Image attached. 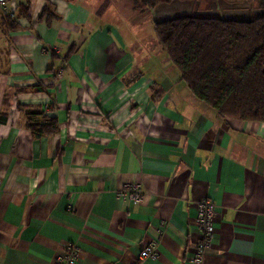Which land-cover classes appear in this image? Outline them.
Masks as SVG:
<instances>
[{"label": "crops", "instance_id": "obj_1", "mask_svg": "<svg viewBox=\"0 0 264 264\" xmlns=\"http://www.w3.org/2000/svg\"><path fill=\"white\" fill-rule=\"evenodd\" d=\"M95 2L9 0L28 18L0 19V264H58L68 243L75 264H192L204 199V264H264V122L220 117L156 37L132 40ZM21 105L57 131L36 136Z\"/></svg>", "mask_w": 264, "mask_h": 264}, {"label": "trees", "instance_id": "obj_2", "mask_svg": "<svg viewBox=\"0 0 264 264\" xmlns=\"http://www.w3.org/2000/svg\"><path fill=\"white\" fill-rule=\"evenodd\" d=\"M172 0H135V6L152 12L159 4ZM189 5L196 0H174ZM203 9L218 0H198ZM227 3L244 0H223ZM253 7L264 8V0H246ZM191 3V5H192ZM194 4V3H193ZM109 4L100 6L102 15ZM201 7V8H202ZM49 7L42 9V14ZM27 3H19L15 17H0L8 30L18 28L17 17L28 18ZM49 12V11H48ZM42 16V15H41ZM48 14V19L51 18ZM154 32L168 58L180 72L190 92L216 111L220 117L264 122V12L250 21L226 20L216 15H196L154 23ZM55 53H52V57ZM49 86H33L43 90ZM26 117V127L36 136L58 129V121L40 109L19 106ZM41 119L37 120L36 117Z\"/></svg>", "mask_w": 264, "mask_h": 264}, {"label": "built area", "instance_id": "obj_3", "mask_svg": "<svg viewBox=\"0 0 264 264\" xmlns=\"http://www.w3.org/2000/svg\"><path fill=\"white\" fill-rule=\"evenodd\" d=\"M9 0H0V12L8 17H15L16 10L8 6ZM123 191L128 192L129 199L138 201L141 198V191L137 185H126ZM195 223L201 231V238L197 242L196 254L192 257V264H204L205 249L209 245L213 234L212 218L214 215V203L209 199L198 201L196 204ZM77 248L72 243L67 244L66 252L58 259V264H75ZM155 248L152 244L142 246L139 260L155 255Z\"/></svg>", "mask_w": 264, "mask_h": 264}, {"label": "water", "instance_id": "obj_4", "mask_svg": "<svg viewBox=\"0 0 264 264\" xmlns=\"http://www.w3.org/2000/svg\"><path fill=\"white\" fill-rule=\"evenodd\" d=\"M191 3L190 1L189 5L187 4L184 7L182 2L172 0L169 3L157 5L152 11L154 23L196 15H216L226 20L250 21L253 14L264 12V8L253 7L246 0L235 3L218 0L213 2L212 7L209 9H199L198 0L193 2L192 5ZM187 6H190V8L187 9Z\"/></svg>", "mask_w": 264, "mask_h": 264}, {"label": "rangeland", "instance_id": "obj_5", "mask_svg": "<svg viewBox=\"0 0 264 264\" xmlns=\"http://www.w3.org/2000/svg\"><path fill=\"white\" fill-rule=\"evenodd\" d=\"M95 3L97 7L103 6L106 3L109 5L113 4L110 13L116 12L114 18L117 21V27H127L126 29L129 28L131 30L127 31L129 38L139 41V38L143 37V40L153 43L152 40L153 38L155 39L156 34L154 32V24L149 21L151 17L153 18V14L152 12H145L141 8L136 7L135 0H96ZM201 7L200 9H203ZM122 15L129 17L130 24H121Z\"/></svg>", "mask_w": 264, "mask_h": 264}, {"label": "flooded vegetation", "instance_id": "obj_6", "mask_svg": "<svg viewBox=\"0 0 264 264\" xmlns=\"http://www.w3.org/2000/svg\"><path fill=\"white\" fill-rule=\"evenodd\" d=\"M183 5H184V7H185V4H183ZM186 8L188 9V8H190V6H189V7L187 6Z\"/></svg>", "mask_w": 264, "mask_h": 264}]
</instances>
